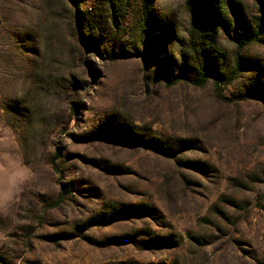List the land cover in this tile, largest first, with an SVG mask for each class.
<instances>
[{"label":"rangeland","instance_id":"obj_1","mask_svg":"<svg viewBox=\"0 0 264 264\" xmlns=\"http://www.w3.org/2000/svg\"><path fill=\"white\" fill-rule=\"evenodd\" d=\"M147 2L0 0V264H264V0Z\"/></svg>","mask_w":264,"mask_h":264},{"label":"trees","instance_id":"obj_2","mask_svg":"<svg viewBox=\"0 0 264 264\" xmlns=\"http://www.w3.org/2000/svg\"><path fill=\"white\" fill-rule=\"evenodd\" d=\"M152 3V0H148L144 9L146 14L149 12L147 11L149 4ZM144 15V14H143ZM147 18H145L146 21ZM87 21V20H86ZM255 28V29H254ZM254 28L251 29L250 32L241 33L237 36V46L238 48H242L243 46L251 43L253 40H256L257 37L261 34L262 25L261 22L256 21L254 24ZM83 30L90 34L87 26H83ZM146 32L143 28L140 30V42L144 43L147 46V39L144 38L143 33ZM143 38L145 41H143ZM243 67V59L239 56L233 59V64L229 67H223L222 65H217L212 67L210 63H203L198 67H190L185 62H181L177 68V72L175 74L174 79L180 81L182 83L190 84L193 86L202 87L206 84L209 80H212L214 85L217 87L220 84L230 83L233 81L239 71ZM57 157V154L54 153V158ZM53 164V162H52ZM70 185L64 184L62 186L61 195H65L70 192ZM60 195V197H61Z\"/></svg>","mask_w":264,"mask_h":264},{"label":"clouds","instance_id":"obj_3","mask_svg":"<svg viewBox=\"0 0 264 264\" xmlns=\"http://www.w3.org/2000/svg\"><path fill=\"white\" fill-rule=\"evenodd\" d=\"M14 19L20 20L21 18L19 16L14 15ZM5 55V49L3 47H0V67L3 66V57Z\"/></svg>","mask_w":264,"mask_h":264}]
</instances>
